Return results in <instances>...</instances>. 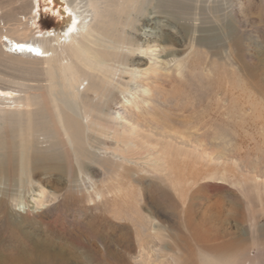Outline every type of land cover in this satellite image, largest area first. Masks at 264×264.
<instances>
[{"label": "rangeland", "instance_id": "rangeland-1", "mask_svg": "<svg viewBox=\"0 0 264 264\" xmlns=\"http://www.w3.org/2000/svg\"><path fill=\"white\" fill-rule=\"evenodd\" d=\"M16 1L0 0V35L7 27L9 32L11 27L25 26L21 17L30 5L27 0L21 5ZM126 5H131L130 0H104L103 16L92 18L91 25L102 20L103 31L108 32L111 22L116 26L134 12ZM191 5L195 32L177 47L183 76H173L174 70L162 72L157 80L161 94L154 102L142 96L132 99L134 93L128 96L132 105L124 102L120 92L131 85L119 91L115 84L120 80L122 86L127 74H100L92 79L94 84L101 82L96 92L81 80L78 89L86 92L75 101L95 126L88 132L80 123L71 121V125L77 124L80 137L88 136L89 142L72 141L68 149L59 126L54 146L37 135L38 150L54 159L43 162L47 168L33 170L32 186L26 185L22 174L20 161L25 154L16 157L14 173L0 183V199L7 200L10 208L8 217H0V264H264V211L260 210L264 195L236 184L262 159L264 144L255 139L264 128L252 127L247 135L240 134L241 121L232 116L237 103L230 96L233 90L257 95L246 78L250 71L264 73V0H195ZM151 11L147 6L143 12L148 16ZM27 15L37 17L33 27L14 33L23 40L33 38L32 30L40 32L39 40L44 32L62 25L39 15L37 7ZM158 17L160 24H167L164 15ZM128 32L133 33L130 28ZM38 56L44 59L41 53ZM0 64V69L30 88L17 93L28 100L13 111L25 118L27 111L33 118L47 116L51 123L58 119L65 108L52 102L46 61L1 57ZM259 87L264 95V86ZM225 92L230 94L226 98ZM166 95L179 98L163 103ZM219 99L226 114L231 110L229 117L215 116ZM257 101V107L264 106V101ZM27 102L30 106L25 108ZM144 106L153 108L149 113L154 117L146 116V125L166 116L173 120L165 131L180 130L193 137L182 143L158 141L140 128L135 138L123 130L112 134L116 116L144 119L140 116ZM214 133L226 137L221 143L227 152L221 158ZM72 138L69 135L67 141ZM32 152L28 151V163ZM221 173L226 181L220 179ZM38 189L55 194L54 200L38 207L31 200L38 197Z\"/></svg>", "mask_w": 264, "mask_h": 264}, {"label": "bare ground", "instance_id": "bare-ground-1", "mask_svg": "<svg viewBox=\"0 0 264 264\" xmlns=\"http://www.w3.org/2000/svg\"><path fill=\"white\" fill-rule=\"evenodd\" d=\"M24 1L25 0H17L16 3H24ZM27 1L28 5H30V11L37 7L39 15L45 14L54 20L60 21V23L62 22V25L59 29L54 28L49 32H44L42 39L39 40L36 36L39 35L40 32L38 31L39 34H36V31L32 30L33 38L23 40L19 38L17 34L14 35V33L22 31L25 28L27 29L28 27H33V20L37 17L36 15L31 16L32 14L29 15V17L27 14L30 11L28 10L27 13L25 8L26 12H24L23 17H21V22H25L24 28H20V26L18 27L17 25L16 27L18 28H14L15 26L11 27L8 32L7 27L4 29V33L0 35V58H21L24 56V58L27 57L37 62L46 61L49 64L46 71L49 75L48 81L51 83L48 89L53 96L52 102H56L57 107L65 108L63 113L58 115V119L54 122L52 121V123L47 116L43 118H41V116L33 118V116L30 115L31 112L27 111L25 114L26 116L29 115L25 118L23 113L13 111L21 105L23 100H28V98H21L17 93L29 90L30 88L27 85H20L18 83V80H20L18 77L0 69V183H2V180L4 182L5 179H7V181L10 179V174L14 173L15 159L17 156L22 158L21 152L23 151L25 156L20 161L22 174L25 175L26 185L29 186L30 184L32 186L33 170L36 168H47L48 164L45 165L43 162L46 161L47 158L54 159L53 157L45 156V154L38 150L40 142L37 135L44 136L45 139H48L47 144L54 146L56 142H58L55 132L59 130V126L62 131L61 137H65V143L70 145L68 149H71L69 147L72 146L70 144L72 141L81 144L82 142H89L88 136H84L83 139L80 137L77 124L71 125V121L80 123V125H83V129L88 132H92L95 126L92 125L88 116L81 113V108L77 106L75 101L76 97L86 92L78 89V86L82 83L81 80L88 81L89 90L96 92L101 82L99 85L96 83L94 84V80L92 79L98 77L100 74H116L118 72L127 74L129 78L122 86H120V80L115 85L117 88H121L119 91L131 85L130 90H122L120 93L123 94L124 102L128 105H132L131 98L134 99L139 96L149 98L151 102L156 100V97L161 94L159 93L160 91H158L160 88L158 89L159 84L157 80H161L162 77L160 76L162 72L168 73L170 70H174L173 76L177 75L180 78L183 76L181 72L183 71L182 64L176 57L178 55L177 52L181 49L178 50L177 47L179 48L182 46L186 39H191L193 32H195V25L192 21L193 15L195 14L193 11L195 10L193 5H191L195 0H185V2H179L177 0H130L131 5H126L125 7L128 6L132 8L134 12L126 15L123 18V22H121L120 19L116 26L111 22L108 25V32L103 31L102 20L98 21L97 26L91 25L92 18L103 16L104 0ZM105 1L108 2V0ZM147 6H151L152 8L151 15L149 14L148 16L143 12L146 10ZM202 10H204V8H202ZM135 11L141 14L139 18H137V16L135 17L137 14ZM159 15H164L166 17V25H162L158 20H155ZM105 16L107 15L105 14ZM139 22L142 23L141 26L137 25ZM129 28L133 33L128 32ZM36 29L35 27L34 30ZM138 31L141 33L138 34ZM40 53L44 59H38V57H40L38 54L40 55ZM140 64H142L143 67H140ZM171 78L172 77H168L166 79ZM246 79V83L250 85L252 90L256 91V96L254 93H246L245 90H240V93L233 90L230 93L231 95L226 92L223 94L225 98L227 95L235 97V103H237L238 108L232 111V116H235L241 121L239 125L240 134L249 133L248 131L252 127L257 129L264 128V106L259 108L257 107L258 105L256 106L254 104L258 99L261 102L264 101V95L260 93L262 91L259 90V86H264V73L250 71L247 73ZM13 87H18V90H13ZM129 93L134 94L131 96ZM57 95H65L67 99L61 100L57 98ZM128 96H131V98ZM252 96H255V99H253L254 102L251 101L249 103V99L252 98ZM166 97H168V95H166ZM177 97L179 98L178 95L176 97H168L163 103L172 102L174 99L176 100ZM255 103H258V101ZM220 104L221 99L218 100V105L215 107V116L219 119L222 115L229 117L231 110L226 114L224 111L225 108H223L225 104L221 107ZM249 104L251 105L249 106ZM28 106H30V104L27 102L24 107L27 108ZM145 106L141 110L142 115H140L144 117V119L139 117L137 120L133 121L130 118L126 119L124 116H116V118L113 119V124H111L113 127L110 128L112 129V134H115V132L119 130H123L126 131L130 137L135 138L134 136L139 132L138 129L140 128L141 131L148 133V137L158 141H181L180 143H182L185 142L188 137H193L192 133L186 135L180 130H175L173 133L171 131H165L164 129L169 127L173 120L166 116L162 119L159 118L160 121L146 125L145 117H154L149 113L153 111V108H145ZM123 107L124 106L121 108ZM220 108L223 110V112L221 111L222 113L218 112ZM255 116L257 119L253 120ZM140 121H142L143 124H141ZM196 122L201 123L199 121ZM119 123L121 126L116 128ZM203 124L204 123L201 125ZM72 129L75 134L72 133ZM197 131H199L198 128ZM41 132L48 133L43 135ZM199 134L200 133H198V135ZM69 135L71 138L73 136V140L67 141ZM213 135L219 140L216 148L219 149L217 156L221 158L227 152L226 146L221 143L226 137L219 133H214ZM199 136L206 137L207 135L206 133H202ZM30 139L31 142L29 144L28 142ZM258 139H260L259 141H261V144H264V134L255 140ZM254 141L252 140V143ZM145 143L147 142L145 141ZM254 143H256V141ZM185 145L187 144L185 143ZM30 150L33 152L32 158L28 163L27 157L28 151ZM261 157L262 159L246 172V176L248 177L244 179V181H237L236 184L241 189L248 186L249 188L259 191V194L264 195V153ZM29 164L31 167H28ZM28 175L30 177H28ZM220 177V179L224 181L227 180L224 173H221ZM26 191L28 192L29 189L26 188ZM36 195L38 197L31 200H33L38 207H42L46 201H53L55 198V194L52 192L44 194L40 189L37 190ZM11 201L16 202L14 198ZM263 204L264 202H260L261 211H264ZM9 211L10 208L8 209L7 200L5 201L1 198L0 217H8ZM204 261L210 263L211 260L204 257Z\"/></svg>", "mask_w": 264, "mask_h": 264}]
</instances>
